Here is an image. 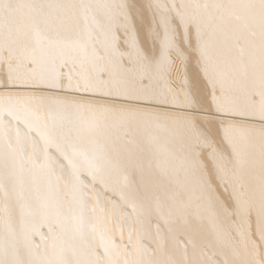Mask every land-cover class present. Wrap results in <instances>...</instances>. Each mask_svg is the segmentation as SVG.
Instances as JSON below:
<instances>
[{"label": "bare ground", "instance_id": "1", "mask_svg": "<svg viewBox=\"0 0 264 264\" xmlns=\"http://www.w3.org/2000/svg\"><path fill=\"white\" fill-rule=\"evenodd\" d=\"M0 86V264H264V0H0Z\"/></svg>", "mask_w": 264, "mask_h": 264}, {"label": "rangeland", "instance_id": "2", "mask_svg": "<svg viewBox=\"0 0 264 264\" xmlns=\"http://www.w3.org/2000/svg\"><path fill=\"white\" fill-rule=\"evenodd\" d=\"M0 91H21V92H32V91H39V92H50V93H54L56 91V93H64L63 90L61 89H55V90H51L49 88H36V87H31V86H22V87H6V86H0ZM54 91V92H53ZM70 93V94H69ZM67 94L71 95V92H68ZM74 96H81L79 93H73ZM71 95V96H73ZM138 105H142L145 106V104H147V107H154L153 104L151 103H137ZM174 106H166L165 109H173ZM180 111V110H179ZM185 112V111H183ZM188 113H192L195 115H201V116H207V117H216V118H222V119H231L234 118L235 116H228V115H224V114H216L213 112H207V111H203V110H195V111H186ZM102 197L104 198L106 196V194H101ZM129 244L125 243V241L123 242V247H128Z\"/></svg>", "mask_w": 264, "mask_h": 264}]
</instances>
